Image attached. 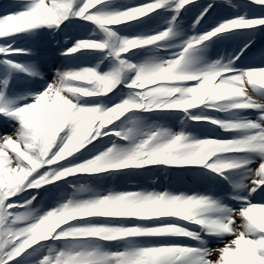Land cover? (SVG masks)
<instances>
[{"label": "snow or ice", "instance_id": "1", "mask_svg": "<svg viewBox=\"0 0 264 264\" xmlns=\"http://www.w3.org/2000/svg\"><path fill=\"white\" fill-rule=\"evenodd\" d=\"M0 264H264V0L0 5Z\"/></svg>", "mask_w": 264, "mask_h": 264}, {"label": "trees", "instance_id": "2", "mask_svg": "<svg viewBox=\"0 0 264 264\" xmlns=\"http://www.w3.org/2000/svg\"><path fill=\"white\" fill-rule=\"evenodd\" d=\"M9 0H0V5L4 4V3H8Z\"/></svg>", "mask_w": 264, "mask_h": 264}]
</instances>
